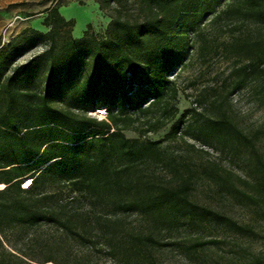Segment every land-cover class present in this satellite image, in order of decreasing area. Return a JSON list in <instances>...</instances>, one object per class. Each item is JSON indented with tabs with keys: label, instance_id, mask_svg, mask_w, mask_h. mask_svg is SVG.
Returning a JSON list of instances; mask_svg holds the SVG:
<instances>
[{
	"label": "trees",
	"instance_id": "16d2710c",
	"mask_svg": "<svg viewBox=\"0 0 264 264\" xmlns=\"http://www.w3.org/2000/svg\"><path fill=\"white\" fill-rule=\"evenodd\" d=\"M116 1L100 0L99 10ZM122 1L101 38L88 34L90 25L73 38L74 21L54 7L44 11L48 31L31 30L30 39L46 45L40 54L17 64L24 50L13 52L15 41L0 48V238L15 234L21 246L14 251L23 257L34 242L46 254L39 264H93L97 246L113 264H162L164 252L192 260L205 245L185 235L193 222V173L180 178L160 146L190 135L184 127L190 111L177 118L178 90L168 77L185 60L193 25L215 15L264 26V0H226L217 14L221 0ZM60 31L66 39L58 45ZM235 48L250 59L236 70L233 90L262 70L264 39ZM101 108L104 119L89 115ZM214 123L221 141L228 131L246 139L229 120ZM168 125L163 141L147 139ZM158 167L173 171L168 182L157 181ZM128 215L145 226L125 227ZM43 228L54 234L43 238ZM74 244L86 254H73Z\"/></svg>",
	"mask_w": 264,
	"mask_h": 264
},
{
	"label": "rangeland",
	"instance_id": "374dc122",
	"mask_svg": "<svg viewBox=\"0 0 264 264\" xmlns=\"http://www.w3.org/2000/svg\"><path fill=\"white\" fill-rule=\"evenodd\" d=\"M99 2L0 0V48L15 41L13 52L16 48L24 50L17 56V64L40 54L46 45L30 39L33 37L31 30L46 33L48 28L42 25L46 17L44 11L54 7L65 20L74 21L73 38H81L87 25L91 26L89 35L101 38L110 17L125 3L119 0L100 11ZM126 5L130 13L136 10L132 1ZM226 5L227 1L221 0L216 14ZM28 14L34 15L27 17ZM65 39L64 31H60L58 45ZM245 39H264V26L253 22H229L207 15L190 29L185 60L168 77L178 90L177 118L184 111H190L184 123L190 135L184 140L163 141L169 132L168 125L156 134H149L147 139L163 141L160 146L172 154L180 178L193 173L188 193V199L193 203V222L185 235L193 237V243L205 245L201 247L203 251L193 253L192 260L183 258L178 251L164 252L160 257L162 264H264V65L260 72L249 76L241 89L232 88L236 70L250 59L245 52L235 48ZM253 68L258 67L254 65ZM89 115L102 119L96 112ZM223 118L246 139L235 138L234 133L228 131L221 141L219 133L212 127ZM125 135L138 138L133 131H126ZM154 172L157 181L162 183L174 175L170 169L161 167L154 168ZM3 187L0 184V190ZM123 218L125 227L145 226V221L138 215ZM42 230L43 238L54 234L52 229ZM15 239V234L8 241L0 238V259L4 258V264L44 261L45 252L34 242L25 247L26 257L14 251L13 246H21ZM71 250L79 258L86 254V248L76 244ZM97 250L100 258L93 264H113L103 249L97 246ZM5 252L16 254L17 258H9Z\"/></svg>",
	"mask_w": 264,
	"mask_h": 264
},
{
	"label": "built area",
	"instance_id": "2783aa9c",
	"mask_svg": "<svg viewBox=\"0 0 264 264\" xmlns=\"http://www.w3.org/2000/svg\"><path fill=\"white\" fill-rule=\"evenodd\" d=\"M96 113L99 114L102 119L106 117V110L104 108L97 110Z\"/></svg>",
	"mask_w": 264,
	"mask_h": 264
},
{
	"label": "water",
	"instance_id": "95a60500",
	"mask_svg": "<svg viewBox=\"0 0 264 264\" xmlns=\"http://www.w3.org/2000/svg\"><path fill=\"white\" fill-rule=\"evenodd\" d=\"M29 187V186H28ZM25 188H27V187H25Z\"/></svg>",
	"mask_w": 264,
	"mask_h": 264
},
{
	"label": "bare ground",
	"instance_id": "6f19581e",
	"mask_svg": "<svg viewBox=\"0 0 264 264\" xmlns=\"http://www.w3.org/2000/svg\"><path fill=\"white\" fill-rule=\"evenodd\" d=\"M31 181V180H30Z\"/></svg>",
	"mask_w": 264,
	"mask_h": 264
}]
</instances>
